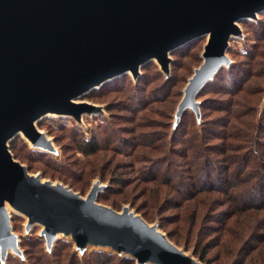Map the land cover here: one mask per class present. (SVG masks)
Returning <instances> with one entry per match:
<instances>
[{"label": "water", "instance_id": "obj_1", "mask_svg": "<svg viewBox=\"0 0 264 264\" xmlns=\"http://www.w3.org/2000/svg\"><path fill=\"white\" fill-rule=\"evenodd\" d=\"M263 10L264 0H0L1 253L18 250L9 203L29 224L44 223L49 242L71 231L78 243H109L139 263L179 264L177 246L142 216L97 203V186L84 198L30 174L9 141L22 130L35 145L51 148L34 122L38 116L79 118L95 107L76 102L77 95L129 71L138 75L151 59L167 71L170 51L209 35L179 110L195 107L196 92L228 61L229 38L241 33L237 22Z\"/></svg>", "mask_w": 264, "mask_h": 264}, {"label": "rangeland", "instance_id": "obj_2", "mask_svg": "<svg viewBox=\"0 0 264 264\" xmlns=\"http://www.w3.org/2000/svg\"><path fill=\"white\" fill-rule=\"evenodd\" d=\"M237 24L241 33L232 34L229 38L225 51L228 61L223 62L215 74L196 92L195 107L187 106L182 111L179 110L189 79L203 63V52L209 35L195 38L170 51L171 62L167 71L162 69L157 59H151L140 66L138 75L129 71L77 95L74 98L76 102L88 103L95 108L84 110L79 118L73 114L60 113L44 116L35 124L51 141V148L35 145L28 137L19 133L9 141L12 155L26 166L30 174L40 175L43 181L62 183L84 198L97 186V203L112 208L114 203L118 208L113 209L140 215L144 219L142 212L145 198L140 196L141 192L150 190V187H155L156 184L164 185L162 181L167 182L166 178H172L171 186L168 185L167 188L171 193L169 194V191L163 195L161 204L152 208V221L145 220L162 234L174 235L168 238L177 246L180 254L179 264H207L193 253V249L200 239L210 245L219 243L217 234L213 232L219 226L213 220L222 217L219 212L226 210L227 205L218 206V203L227 198L220 192L204 193L203 201H208L211 207L216 208L199 210L198 218L195 222L192 221L194 203L201 199H185L189 195L185 190L188 189L189 182L184 178L189 175L185 168L188 157L180 155L181 142L189 137L192 142L199 140L201 143H213L209 144L212 147L218 140L210 133H222V129H227L229 133L238 129L241 124L236 117L227 113L228 107H232L234 113H239L240 119L259 127V136L254 135L253 141L246 144L251 143L250 146L238 149L239 152L230 151L219 156L218 152H212V149L204 151H208L210 160L205 162L204 169L199 168L198 173H209V180L213 181L216 187L225 185L226 166L230 165L229 170L236 172L241 163L239 158L248 155V150L254 154L261 147L254 140L264 142V10L257 12L254 17L242 18ZM248 54L251 55L248 57ZM245 59L246 63L250 59L254 64H247V67L244 64ZM241 65L243 69H247V79L243 81V86H238L234 91L236 82H239L241 77L235 78L234 82L229 75ZM212 82L214 84L210 86ZM216 86L219 92L213 91ZM231 101L234 102L233 105ZM224 105L227 106L222 109L221 106ZM247 113L249 115H245ZM220 124H224L225 128ZM185 131L190 132L189 136ZM96 139L100 142L101 149L95 155L80 151L79 143L91 141L92 144ZM231 140L228 138L227 143ZM190 149L197 153L195 147ZM198 154L202 155V152ZM90 160L95 165V176L83 172L82 167ZM257 160H264V156L259 155ZM91 166L92 163L87 167ZM260 171L261 165H250L241 177ZM152 175H156L159 180L153 179ZM115 179H120L121 182L115 184ZM68 183H72V186ZM172 188L180 190L181 197ZM175 203H183V208L175 207ZM8 210L18 250L9 248V251L3 254L0 246V264H8L9 255H13L23 264H29L21 241L23 237L32 234L43 238V247L49 256L58 239L72 242V248L81 261L89 257L94 250L109 251L119 258L133 256L123 249H115L109 243L95 244L90 240L83 244L78 243L71 231H60L49 242L44 223L36 221L29 224V219L23 212ZM243 239L253 244V240L246 241L245 237ZM217 250V246L210 250L208 255L211 259ZM135 259L136 264H159L148 260L139 263L138 259ZM209 264L221 263L213 260Z\"/></svg>", "mask_w": 264, "mask_h": 264}, {"label": "trees", "instance_id": "obj_3", "mask_svg": "<svg viewBox=\"0 0 264 264\" xmlns=\"http://www.w3.org/2000/svg\"><path fill=\"white\" fill-rule=\"evenodd\" d=\"M249 55L251 54L246 56L249 57ZM244 62L247 67H249V64L250 66L251 64H254V62L250 59L247 61L248 63H246V59ZM237 67L239 68L233 69L235 70L234 73L229 75L232 77V81L234 82L235 78L241 77L240 81L236 82L234 91L238 88V86H243V81L247 79V75L245 74V70L247 69H243L242 65ZM213 84L214 82H212L210 86ZM213 91L219 92V90H217V86L213 88ZM230 103L231 105L234 104L233 101ZM226 106L227 105L221 106V108L223 109ZM226 110L228 114L238 119L241 124L240 127L238 126V129L229 133L227 132V129H222L224 130L222 133H215L214 131L213 133H210L218 140L212 147L210 145L213 143H209V145L207 142L201 143L199 140L192 142L189 140V137L183 139L181 142L182 148L180 151L182 153L180 155L184 158L188 157L185 162V168L189 172V175L187 177L184 176V178H187L189 182L187 185L188 189L185 188L189 195L185 199L189 201L201 199L200 201H197V203H194V210L191 212L192 221L195 222L198 218L197 214L199 213V210L202 211L207 208L211 210L216 208V206L211 207L208 201H203L202 196L204 193L220 192L225 194L227 198L223 202L218 203V206L227 205L226 210L219 212L222 217L219 219L215 218V220H213L219 226L213 230V232L217 234V239L220 240L219 243L210 245V243L203 242L202 239H200V242H197L194 246L193 253L197 255L201 261H204L207 264L212 263L213 260L218 263L220 262L221 264H264V160L260 162L257 160L259 155L264 156V142H259L258 139L254 140V142H258L261 147H259V150H257L254 154H251L248 150V155L245 154V156H241V158H239L241 163L236 172L229 170L231 168L230 165L224 168V170H226L224 174L227 178L226 181L225 179L223 180L225 181V187L214 186V182L209 180L211 178L209 173H198L199 168L204 169L205 162L210 160L207 154L208 151L204 152L205 150L212 149V152H218L219 156L230 151L239 152L238 149L240 150L241 148H248L250 146L251 143L249 145L246 144H248L247 142L253 141L254 135L255 137L259 136V127L253 125L250 121L240 119L238 117L240 114L234 113L232 107H228ZM245 115H249V113ZM242 116H244V114H242ZM220 125L225 128L224 124ZM185 134L189 136L190 132L185 131ZM207 135H209V133H207ZM228 138H231L232 140L227 143ZM219 139L221 141H219ZM100 146L101 145L98 140L92 141V144L91 141L79 143L80 151L87 155H95L98 151H100ZM191 147H195L197 153L191 150ZM199 152H202V155L198 154ZM196 158H198L197 161ZM225 160L227 162V159ZM91 163L92 166L87 167ZM250 165L255 167L261 165L262 171L258 173H248L242 178L241 176L246 173V169ZM94 166L95 165L92 160L87 161L82 167L84 170L83 172H87L86 174L89 176H95L93 175ZM236 173L237 176L235 177ZM216 176L217 175H215V178L217 179ZM152 177L155 180H159L156 175H152ZM170 179L172 178H166L167 182L162 181L164 185L156 184L155 187H150V190L145 189L141 192L140 196L145 198L143 201L144 209L142 215L147 221H152L153 217H151L150 214V212H152V208L156 207V205H158L162 200V196L166 195L167 192L170 191L167 189L168 185L171 183ZM217 181L219 180L217 179ZM119 182H121L120 179H115L113 183L117 184ZM68 184H71L72 186V183ZM75 188L79 189L78 187ZM172 189L175 192H178L181 197L180 190L179 192L177 189ZM118 190L120 191V189ZM170 193L171 191L169 194ZM183 203H175L174 206H180L183 208ZM112 206H114L113 208L115 209L118 208L114 203ZM168 236L172 237L174 235L169 233ZM243 237H245L246 241L253 240V244L245 242ZM21 244L28 257L29 264H136V259L132 256L119 258L114 253L105 250H94L91 252L89 257L81 261L78 254L72 248V242L64 239H58L56 241L50 256L44 250L43 238L39 236L33 234L25 236L22 238ZM216 246L218 247V250L215 256L211 259L208 254L210 250ZM227 259L229 261H227ZM8 262V264H23L13 255H9Z\"/></svg>", "mask_w": 264, "mask_h": 264}, {"label": "bare ground", "instance_id": "obj_4", "mask_svg": "<svg viewBox=\"0 0 264 264\" xmlns=\"http://www.w3.org/2000/svg\"><path fill=\"white\" fill-rule=\"evenodd\" d=\"M52 114H58V112H53V111H48V112H46V113H44V114H41L40 116H38L36 119H35V123L37 122V120H39V119H41V118H43L44 116H46V115H52ZM19 133H22L24 136H25V134H24V132L22 131V130H20V131H18ZM26 137V136H25ZM30 140V139H29ZM7 209H15L14 207H12L9 203H7ZM17 212H19V210H16Z\"/></svg>", "mask_w": 264, "mask_h": 264}]
</instances>
